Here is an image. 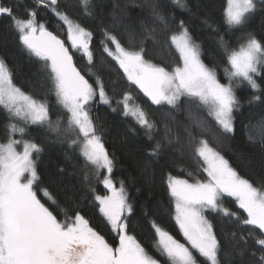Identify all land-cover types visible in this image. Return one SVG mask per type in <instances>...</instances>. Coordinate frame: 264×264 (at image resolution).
Instances as JSON below:
<instances>
[{
	"label": "snow or ice",
	"instance_id": "snow-or-ice-1",
	"mask_svg": "<svg viewBox=\"0 0 264 264\" xmlns=\"http://www.w3.org/2000/svg\"><path fill=\"white\" fill-rule=\"evenodd\" d=\"M171 2L182 11H191L188 0ZM32 3V7L25 8L23 16H18L14 9L19 4L8 5L0 0V16L10 19V27L17 33L19 42L42 62V72L49 85L41 97H34L14 83L12 70L0 58V108L8 117V138L0 143V264H162L161 259L150 254L137 237L130 234L133 207L124 181H119L117 187L112 178L116 160L105 147L103 134L98 131L92 115L97 100L111 111L131 117L151 142L147 159L141 166L145 175L165 153L183 155L185 148L203 161L205 179L190 181L171 172L166 177L167 191L174 204L172 219L185 242L154 219L149 221L155 235L152 247L165 264H221L222 242L209 219L212 214L235 222L237 231L246 230L239 239L236 231L225 233L224 242L233 247L242 243L241 256L249 251L256 257L258 251L255 264H264V181L259 186L254 185L210 146L207 139L197 138L196 129H206L207 124L193 112V108L207 109L222 133H232L233 111L239 104L235 88L246 83L255 93L264 91L256 79L264 78V41L248 34L238 47H231L217 30L219 48L226 61L223 71L228 81L222 83L216 67H209L201 59V46L193 39L185 21L180 20L177 31H171L168 17L157 0L151 3L145 0L144 5L137 6L149 9L152 22L139 21L143 38L138 47L131 25H125L127 47L113 31L102 29V53L118 66L129 89L114 100L106 91L102 77L94 71L90 48L93 33L62 10L60 0H32ZM88 3L89 0H82L85 14L92 16L87 11ZM38 8L48 10L63 23L67 45L37 19ZM255 10V0H226L224 23L230 30L243 29L246 18ZM205 23L211 27L207 20ZM146 41L154 46L163 41L168 48L174 47L179 54L178 62L168 65L146 59ZM76 52L87 58L86 73L74 62ZM133 88L152 105L160 109L167 106V110L160 113L162 128L137 102ZM52 95L63 110V115L57 113L55 120L49 103ZM182 98L189 101L190 123L184 127L185 140L174 136L170 126L179 124L175 113L182 110ZM260 100V95H253L250 102ZM260 123L264 126V119ZM33 125L46 128L56 137L49 139L50 143L66 144L69 150L79 147L86 187L81 199L91 196L114 243L81 214L78 200L71 196L61 198L43 183L37 161L44 148L34 139H25L29 126ZM66 158L71 159V156L66 153ZM89 170L108 194L97 193ZM102 171L105 174L101 178ZM226 197L233 198L237 211L225 205ZM249 240L255 249H249Z\"/></svg>",
	"mask_w": 264,
	"mask_h": 264
},
{
	"label": "trees",
	"instance_id": "trees-1",
	"mask_svg": "<svg viewBox=\"0 0 264 264\" xmlns=\"http://www.w3.org/2000/svg\"><path fill=\"white\" fill-rule=\"evenodd\" d=\"M4 2L8 5L19 4V7L14 9L18 16L25 14L26 7L33 6L32 0H4ZM148 2L151 3L152 0H148ZM157 2L168 17L171 31H177L176 25L180 20L185 21L193 39L201 46V59L209 67H216L218 78L222 83L228 81L223 71L226 61L219 48L217 30L231 47H238L248 34L264 41V3L262 2H259L256 10L248 15L243 29L231 30L224 23L226 0H188L191 11H182L172 4L171 0H157ZM144 3L145 0H90L87 11L91 12L92 16H87L82 0H60V8L93 33L90 48L94 55V71L102 77L106 91L114 100L120 98L122 93L129 89L118 66L110 57H107V54L102 53L100 46V41L103 39L102 29L108 28L113 31L127 47L128 32L125 31V25H131L132 31L136 34L135 40L138 47L139 41L143 38L139 21L143 20L148 24L152 22L149 9L137 6L144 5ZM37 11V19L44 22L49 31H53L54 34L65 40L67 45V34L63 23L58 21L48 10L38 8ZM125 12L126 15L123 14ZM206 20L211 24V27L205 23ZM10 23L8 17L0 16V58H3L12 70L14 83L25 92L39 98L49 86L42 72V62L23 47L18 40L17 33L11 29ZM171 31L168 33L169 35ZM146 48V59H151L154 63L174 65L178 62L179 54L175 48H168L163 41L155 46L151 41H146ZM74 60L82 73L88 71L87 58L82 53L76 52ZM256 79L264 89V78L258 76ZM131 90L137 102L151 114V117L162 128L160 113L167 110V106L160 109L158 106L152 105L142 93H139L138 89ZM235 94L239 104L233 111L234 131L222 133L205 108H193V112L207 124L206 129H196L197 138L207 139L210 146L219 151L242 177L259 186L260 182L264 181V126L260 123L264 119V91L255 93L246 83H242L235 88ZM253 95H260L261 100L250 102ZM49 103L53 120L56 119L57 113L63 115V110L55 103L54 95L49 97ZM188 103L187 98H182V110L175 113L179 124L170 125L172 134L179 135L182 140L186 139L184 127L190 123L187 112ZM92 115L98 131L103 134L105 147L116 160L112 178L118 186L119 181H124L129 203L133 207L129 221L130 234L135 235L150 254L161 259L162 264H165L163 258L152 247L155 235L149 221L154 219L174 237L185 242L175 220L172 219L174 204L167 191L166 177L171 172L172 175L190 181L205 179L206 174L202 170L203 161L196 157L191 150L185 148L183 155L165 153L157 164H152L145 175L141 171V166L147 159L146 154L150 150L151 142L147 140L134 120L131 117H123L119 111H111L108 106L100 104L98 100L93 104ZM7 124V114L0 108V143L7 141ZM28 133L29 135L25 139H34L44 148L37 161L43 183L51 191L58 193L61 198L71 196L78 200L81 214L90 221L93 227L105 235L110 243H114L113 236L105 227L91 196L81 199L86 187L83 180L84 160L79 154V147L69 150L66 144L50 143L49 139L55 140L56 137L48 133L46 128L39 126H29ZM249 136L252 139H249ZM66 153L71 156V159L66 158ZM61 169L63 171H60ZM189 173L192 175L189 176ZM104 174L102 171L101 178ZM89 175L97 193L108 194L103 184L95 181L91 170H89ZM224 203L231 210L237 211L233 198L226 197ZM239 212L246 216L243 210H239ZM209 219L213 223L218 239L222 242L219 255L221 264H255V260L259 256L258 251L256 257L251 256L249 251H245L241 256L242 243L233 247L224 242L225 233L230 234L236 231V238L239 239L241 232L246 234V230L237 231L235 222H229L227 218L221 220L215 214L209 215ZM248 247L249 249L256 248L251 240H249Z\"/></svg>",
	"mask_w": 264,
	"mask_h": 264
},
{
	"label": "rangeland",
	"instance_id": "rangeland-1",
	"mask_svg": "<svg viewBox=\"0 0 264 264\" xmlns=\"http://www.w3.org/2000/svg\"><path fill=\"white\" fill-rule=\"evenodd\" d=\"M90 1V0H89ZM255 2H256V6H257V4L259 3V2H261V0H255ZM207 110V109H206ZM20 150H22V149H20ZM117 187H119L118 185H116Z\"/></svg>",
	"mask_w": 264,
	"mask_h": 264
},
{
	"label": "water",
	"instance_id": "water-1",
	"mask_svg": "<svg viewBox=\"0 0 264 264\" xmlns=\"http://www.w3.org/2000/svg\"><path fill=\"white\" fill-rule=\"evenodd\" d=\"M74 62H75V60H74ZM76 64V63H75Z\"/></svg>",
	"mask_w": 264,
	"mask_h": 264
}]
</instances>
